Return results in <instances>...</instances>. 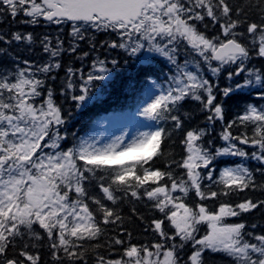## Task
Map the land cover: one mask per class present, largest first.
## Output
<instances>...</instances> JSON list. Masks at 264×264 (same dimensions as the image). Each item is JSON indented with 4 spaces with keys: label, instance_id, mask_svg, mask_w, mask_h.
I'll return each instance as SVG.
<instances>
[{
    "label": "snow or ice",
    "instance_id": "obj_1",
    "mask_svg": "<svg viewBox=\"0 0 264 264\" xmlns=\"http://www.w3.org/2000/svg\"><path fill=\"white\" fill-rule=\"evenodd\" d=\"M18 16L30 25L70 24L76 41L89 30L112 32L119 40L105 42L108 48L128 57L153 54L135 67L128 59L97 58L86 78L68 67L60 94L67 98L71 90L82 111L104 98L117 75L132 77L128 90L137 77L141 82L156 77L149 91L156 87L160 94L141 115L157 125L170 120L172 130L157 126L128 142L120 136L99 147L84 139L62 147L73 116L64 114L54 88L46 85L62 67L59 57L76 53L78 44L65 49L59 36L55 43L42 36L39 44L48 59L41 64L0 48V57L11 60L10 67L0 66V264H42L41 248L49 256L44 264H214L218 254L229 264H264V233L227 222L264 209V199L246 197L236 204L220 199L245 190L264 192V183L256 181V173L264 176V104L248 103L226 123L224 116V101L233 95L264 100V64L253 66L264 60V0H0V17ZM36 41L31 32L0 33L9 47L25 43L31 50ZM165 68L167 88L156 82ZM225 74L230 83L220 88ZM186 100L197 102L204 127H184L193 118L178 114ZM217 122L223 143L214 147L205 137ZM234 127L245 131L234 135ZM176 131L184 133L185 155L155 167L165 156L162 145ZM242 145L255 150L249 153ZM224 157L255 160L260 167L235 163L221 167L217 176ZM126 199L144 202L151 213L144 227L153 236L148 243H133L124 226L119 205ZM206 201H218V209ZM132 212L145 223V216Z\"/></svg>",
    "mask_w": 264,
    "mask_h": 264
},
{
    "label": "trees",
    "instance_id": "obj_2",
    "mask_svg": "<svg viewBox=\"0 0 264 264\" xmlns=\"http://www.w3.org/2000/svg\"><path fill=\"white\" fill-rule=\"evenodd\" d=\"M25 19L23 16H18L15 21H12L10 17H0V33L11 34L13 32H21L28 33L31 32L37 37V41L34 45L31 46V50L26 46L25 43L11 45L10 47L2 42H0V48L8 49L11 54L18 55V57L23 60L27 59L35 64H41L48 59V56L44 54L41 50L39 44V38L44 35H48L52 38L53 43H55V38L57 36L60 37L64 41V48L67 49L70 43L78 44L77 52L74 54H69L65 52L59 57L62 67L59 70H55L51 75L55 76L56 79H49L47 81L46 86H51L55 90V100L56 103L61 105L64 109V114L67 116L69 112H71L73 119L70 121L68 125L69 136L68 140L62 144V147L71 146L74 143H77L79 140H88L89 142H94L96 144L99 143L97 140L99 137H102L104 133H108L103 128V120L107 117L116 116L123 120L124 123L132 124L137 117L140 118L141 124L148 127V131L154 129L157 126L164 127L167 130H172V121L167 120L161 122L157 125L156 122L148 119L147 117L141 115L143 108L147 106L148 103L151 102L152 96L154 95V87H151V91L149 88L152 84V80L156 79V77H152L146 82H141L139 77L136 78L134 87L131 90H128L125 85L130 77L127 73L117 75V77L112 81L110 85L106 87L102 82H97L98 86L105 87V95L101 101L91 103L89 106L84 108L82 111L77 110L75 107V102L72 101L71 95L73 94L71 90L65 96L60 94V88L62 86V82L65 80V73L68 67L73 68L74 70H81L86 78L87 74L92 71L93 61L97 58L102 60L111 61L113 58L121 60L123 63L124 60L128 59L133 67L142 60L145 55L151 57L153 54L142 52L138 53L136 57H128L127 53H125L121 49H110L106 46L105 42H112L113 40H119V37L112 32H95L94 30H89L84 33L85 39L82 41L73 40L71 37V25L64 24L57 26L55 24H46L41 22L37 25L24 24L20 21ZM92 43H95V50L92 49ZM103 45V46H102ZM84 52H88L89 55L87 57L83 56ZM261 64H264V60H254L253 66L259 67ZM11 66V60L8 57H0V66ZM110 66V65H109ZM144 67L145 65H140ZM21 67L23 65L21 64ZM162 67V66H158ZM167 68L164 69L163 73H160L159 80H157V84L161 85L163 88H167V82L165 81L164 74L167 73ZM170 75V73H169ZM77 81L76 92H79V85L82 83L80 80V71H77V75L73 78ZM230 82L226 79V74L222 76L219 80L220 88H224L228 86ZM160 91L159 88H156ZM93 91H97V89H93ZM41 97L40 99H43ZM248 103H255L257 105L264 104V100H258L255 95L248 99L243 96V94H236L232 97L228 98L224 101V116L225 123L231 121L237 117L240 113H242L244 107ZM199 105L197 102L192 100H186L182 107L178 110V114L182 117L188 113L193 114V118L191 120H185L184 127L192 128V127H204L205 126V117L198 111ZM221 131L220 122H217L214 126H211L209 129L208 135L205 137V140H212L213 146H220L223 141L219 138V133ZM245 129L242 127H234L232 132L234 135H238L244 132ZM249 134H251V130H247ZM75 133V136H73ZM184 133L182 131L173 132L171 139L165 140L162 145L165 156L157 159L155 162V167L163 169L165 167V162L168 159L174 158L179 161L185 155L184 147L181 144V139ZM246 151L251 153L255 149L250 146L242 145ZM224 163H220L217 165L216 175L219 174V169L223 166L229 165L234 166L235 163L244 162L246 166L252 169H256L260 167L259 163L255 160H247L242 161L240 157H224L222 158ZM183 171L182 169H177V173ZM256 181L257 183H264V176H261L259 173H256ZM205 184L208 181L205 180ZM246 197H250L252 199H264V192L257 189L256 191L245 190L244 192H240L238 195H232L230 197H221V201H226L232 204H236L242 202ZM194 195L190 194L188 199V203H192V199ZM198 199V198H196ZM209 206L215 207L218 209L219 202L218 201H206ZM121 209V214L126 218L127 223L124 225L133 233V243H148L153 240V236L150 232H145L144 227L147 222V219H150L151 213L148 211V208L145 207V203L141 201L134 200H125L123 203L119 205ZM135 208L136 212L140 215L146 217L145 223H141L140 220L136 218L133 214L132 209ZM229 223H239L244 222L249 227L246 228V231H254L257 234L264 233V209L256 210L249 214H243L238 217L228 218ZM259 225L255 230L251 229L252 224ZM204 228L206 226H202L201 235L203 234ZM109 235H115L113 232H109ZM126 239V237H124ZM102 252L106 251L101 249ZM39 254L41 256L42 264L49 260L48 252L46 248L39 249ZM182 256L186 258V255H190V248H186L185 252L181 253ZM214 264H229V259L227 257H221L219 254L212 258Z\"/></svg>",
    "mask_w": 264,
    "mask_h": 264
},
{
    "label": "rangeland",
    "instance_id": "obj_3",
    "mask_svg": "<svg viewBox=\"0 0 264 264\" xmlns=\"http://www.w3.org/2000/svg\"><path fill=\"white\" fill-rule=\"evenodd\" d=\"M154 95H159L160 92L154 87ZM141 114V113H140ZM104 130L108 131V133H104L102 137H99L97 140L99 143L97 146H102L103 144L111 143L117 137L124 136L125 141L128 142L134 137L138 136L139 133L148 131V127L141 124V120L139 117L134 120L132 124L124 123L122 119L112 116L107 117L103 120Z\"/></svg>",
    "mask_w": 264,
    "mask_h": 264
}]
</instances>
